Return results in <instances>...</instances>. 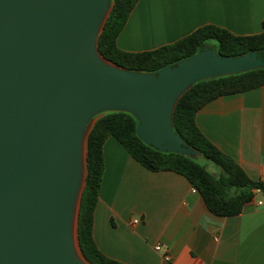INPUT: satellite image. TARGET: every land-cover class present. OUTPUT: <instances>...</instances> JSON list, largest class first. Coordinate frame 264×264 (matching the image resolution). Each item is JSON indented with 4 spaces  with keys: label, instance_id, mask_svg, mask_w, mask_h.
Returning a JSON list of instances; mask_svg holds the SVG:
<instances>
[{
    "label": "water",
    "instance_id": "1",
    "mask_svg": "<svg viewBox=\"0 0 264 264\" xmlns=\"http://www.w3.org/2000/svg\"><path fill=\"white\" fill-rule=\"evenodd\" d=\"M112 0H0V264H90L77 225L87 139L107 112L130 114L136 135L194 157L173 129L195 83L264 68V52L213 46L155 73L105 59L98 39Z\"/></svg>",
    "mask_w": 264,
    "mask_h": 264
},
{
    "label": "crops",
    "instance_id": "2",
    "mask_svg": "<svg viewBox=\"0 0 264 264\" xmlns=\"http://www.w3.org/2000/svg\"><path fill=\"white\" fill-rule=\"evenodd\" d=\"M205 25L236 36L260 34L264 0H137L116 46L126 52L151 51ZM195 122L251 181L261 182L264 86L211 100L196 113ZM102 153L92 237L105 257L123 264H264L260 190L238 215L219 217L208 211L184 176L145 169L112 137Z\"/></svg>",
    "mask_w": 264,
    "mask_h": 264
},
{
    "label": "trees",
    "instance_id": "3",
    "mask_svg": "<svg viewBox=\"0 0 264 264\" xmlns=\"http://www.w3.org/2000/svg\"><path fill=\"white\" fill-rule=\"evenodd\" d=\"M136 3L137 0H112V9L97 45L105 59L127 70L155 73L191 57L205 45L213 46L219 54L229 57L264 52V32L236 36L213 25L202 26L174 43L151 51H122L116 46V38ZM261 86H264V68L197 82L180 97L174 109L173 129L183 145L196 152L194 157L163 153L146 145L137 137V122L128 113L107 112L97 117L87 139V175L77 225L79 246L88 263L123 264L105 257L92 237L93 215L104 167L102 148L109 137L114 138L145 169L171 171L184 176L200 194L208 211L216 216L238 215L243 205L252 199L254 189L264 194V183L251 181L230 157L204 137L195 122L196 113L211 100ZM209 164L219 170L218 174L207 170L206 165Z\"/></svg>",
    "mask_w": 264,
    "mask_h": 264
},
{
    "label": "built area",
    "instance_id": "4",
    "mask_svg": "<svg viewBox=\"0 0 264 264\" xmlns=\"http://www.w3.org/2000/svg\"><path fill=\"white\" fill-rule=\"evenodd\" d=\"M261 182H263L264 183V167L262 168V170H261ZM191 191L193 192V193H196V190L195 189H191ZM257 192H259V189H254L253 191H252V193L254 194V193H257ZM261 204H263V202L262 201H259L258 203H257V205H261ZM133 223H137V221L135 220V221H133ZM159 246H156L155 247V249L156 250H159ZM169 259H170V257L168 256V255H164V260L165 261H169Z\"/></svg>",
    "mask_w": 264,
    "mask_h": 264
},
{
    "label": "rangeland",
    "instance_id": "5",
    "mask_svg": "<svg viewBox=\"0 0 264 264\" xmlns=\"http://www.w3.org/2000/svg\"><path fill=\"white\" fill-rule=\"evenodd\" d=\"M212 44V43H211ZM201 164H206L205 162H201ZM206 168L209 172L213 173V174H218V169L216 167H214L213 165L209 164L206 165Z\"/></svg>",
    "mask_w": 264,
    "mask_h": 264
}]
</instances>
